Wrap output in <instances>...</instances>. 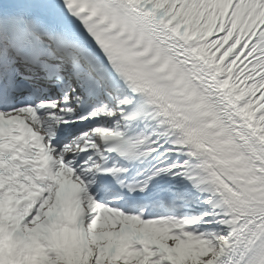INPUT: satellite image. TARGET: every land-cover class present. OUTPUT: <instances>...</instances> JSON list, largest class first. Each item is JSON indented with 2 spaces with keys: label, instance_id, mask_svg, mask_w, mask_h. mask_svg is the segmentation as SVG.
<instances>
[{
  "label": "snow or ice",
  "instance_id": "1",
  "mask_svg": "<svg viewBox=\"0 0 264 264\" xmlns=\"http://www.w3.org/2000/svg\"><path fill=\"white\" fill-rule=\"evenodd\" d=\"M0 264H264V0H0Z\"/></svg>",
  "mask_w": 264,
  "mask_h": 264
}]
</instances>
